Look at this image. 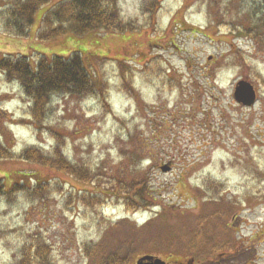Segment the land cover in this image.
Wrapping results in <instances>:
<instances>
[{
    "label": "rangeland",
    "instance_id": "rangeland-1",
    "mask_svg": "<svg viewBox=\"0 0 264 264\" xmlns=\"http://www.w3.org/2000/svg\"><path fill=\"white\" fill-rule=\"evenodd\" d=\"M60 1L38 11L27 38L6 34L0 20V55L35 65L79 53L96 93L55 96L38 125L19 85L0 73V136L15 155L49 153L54 131L72 162L103 176L87 186L33 162L0 160V264L41 243L49 246L44 264L117 255L136 264L147 254L171 264H264V46L232 28L248 29L246 15H263L264 0H119L134 31L37 39L43 14ZM8 4L0 0V13ZM240 80L255 87V105L236 102ZM127 165L148 174L150 208L80 199L83 190L115 196L111 177H127ZM47 181V198L30 196ZM18 183L28 188L12 192Z\"/></svg>",
    "mask_w": 264,
    "mask_h": 264
},
{
    "label": "trees",
    "instance_id": "trees-1",
    "mask_svg": "<svg viewBox=\"0 0 264 264\" xmlns=\"http://www.w3.org/2000/svg\"><path fill=\"white\" fill-rule=\"evenodd\" d=\"M52 1L9 0V4L5 6V10L0 13V20L6 34L18 38H27L35 23L38 11ZM118 1L62 0L54 4L43 14L41 27L37 31V39L50 41L66 36L81 37L98 31L107 33L134 31V23L124 21ZM253 15L251 13L246 15V20L249 19L250 23L248 29L240 31L239 26L235 24H232V28L239 30L240 35H247L245 37H250L257 44L264 46V13L263 15L260 14L261 16L258 13ZM185 25L183 24V26ZM196 30L194 32L198 34L199 29ZM0 73L5 76L7 81L19 85L21 91L29 99V103H31L30 113L33 123L38 125L45 122L49 107L55 96H87L95 94L97 88L92 75L86 68L79 53H72L67 57L52 55L51 58H46L41 56L35 65L26 56L0 55ZM124 86L129 91L132 89L127 84ZM52 134L57 140V144L54 145L49 153L36 147H30L23 149L17 155L2 142L0 136V160L16 158L26 162H33L71 177L87 186L95 185L103 175L99 176L96 171L87 165L72 162L63 152V147L60 145L63 143L58 141L63 137L61 138L60 134L54 131ZM142 150L146 149L142 148ZM126 169L129 173L127 177H123L125 171L114 173L111 177L110 187L115 196L111 197V195L108 196L99 191L90 192L89 190H83L79 191V193L81 192V195H79L80 199L86 203L89 202L90 198L92 205L96 206L95 204H98L102 206L108 198H116L122 201L128 210L133 212L150 208L152 205L146 197H149L153 189L148 174H139L130 165H127ZM1 181L3 180L0 178V196L2 197L7 192L6 186ZM48 182L37 183L36 187L28 189L30 196L41 199L47 198L51 194ZM27 188L22 183H18L13 184L11 191L17 192L19 190H26ZM26 247L15 264H34V261L44 264L45 260L48 259L49 246L46 243L32 244ZM86 252L91 258L90 249H86ZM126 263L127 259L118 255L109 256L108 259L104 258V256L101 258L100 256L96 261V264Z\"/></svg>",
    "mask_w": 264,
    "mask_h": 264
},
{
    "label": "water",
    "instance_id": "water-1",
    "mask_svg": "<svg viewBox=\"0 0 264 264\" xmlns=\"http://www.w3.org/2000/svg\"><path fill=\"white\" fill-rule=\"evenodd\" d=\"M234 98L236 102L245 107H251L255 105L257 101V93L254 86L247 81L240 80L235 87ZM169 166L162 168L163 172H168ZM136 264H167L163 259L157 258L152 255H146L137 260Z\"/></svg>",
    "mask_w": 264,
    "mask_h": 264
},
{
    "label": "flooded vegetation",
    "instance_id": "flooded-vegetation-1",
    "mask_svg": "<svg viewBox=\"0 0 264 264\" xmlns=\"http://www.w3.org/2000/svg\"><path fill=\"white\" fill-rule=\"evenodd\" d=\"M166 262L168 263V261L166 260ZM191 263L192 264H194L195 263V261L194 260H191ZM169 264V263H168ZM171 264V263H170Z\"/></svg>",
    "mask_w": 264,
    "mask_h": 264
}]
</instances>
